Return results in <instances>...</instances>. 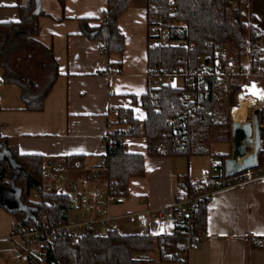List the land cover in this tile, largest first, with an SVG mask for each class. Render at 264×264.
Instances as JSON below:
<instances>
[{
    "label": "trees",
    "instance_id": "16d2710c",
    "mask_svg": "<svg viewBox=\"0 0 264 264\" xmlns=\"http://www.w3.org/2000/svg\"><path fill=\"white\" fill-rule=\"evenodd\" d=\"M59 1L64 6V0ZM146 1L149 28L156 16L162 17L169 29L170 40L186 38L194 44V48L175 45L149 48V74L155 69L174 73L180 66L186 84L183 87L166 84L155 88L148 77V92L141 97L146 118L141 121L135 118L131 109H121L118 123L126 125L128 129L110 131L109 136L104 138L107 150L102 158L108 167L106 179L117 180L127 195L131 179L144 177L146 166L144 154L127 150L126 137L145 138L147 152L151 157H185L188 160L200 155L231 157L222 149L230 139L229 122L226 120L228 101H216L210 89L209 97L201 101L202 105L195 111L197 117L194 119L189 113L185 114L183 98L196 86V79L190 75V70L209 55L228 54L230 60L240 59L246 49L249 32L244 0ZM16 7L19 20L0 22V64L3 79L5 83L21 87L26 110L42 111L59 76L53 51L37 39L41 29L40 18L46 13L40 7L39 0H17ZM128 7L129 0H108L106 21L95 27L89 26L86 19L81 22L85 34L99 40L105 53L124 52L125 36L119 26V18ZM258 21L252 12L250 30L253 41L256 40L259 29ZM179 23L186 26L183 33L177 30ZM27 50H40L46 64V77L41 90H31L28 76L21 74L12 64L14 55ZM115 69L121 73L122 63ZM239 90L240 85H236L235 95ZM235 95L231 98V107L235 106ZM262 117L264 119V114ZM174 127L181 131L180 135H175ZM3 145L9 151V156L3 153ZM162 145L166 146V150L160 153L159 147ZM85 158V155H71L54 164L66 165L73 170L77 168V161L84 166ZM48 164L49 160L44 155L20 154L9 138L0 132V206L8 210L16 221L27 223L37 219L41 223L57 225L64 217L66 198L44 190V173ZM252 169L264 173V147L260 151L258 165ZM242 173L243 171L231 176L222 174V178L225 183H234ZM183 178V190L189 197L197 199L192 207L191 229L195 240L202 242L207 232V205L212 195L202 197L204 190L195 188L188 175ZM33 191L37 192L38 200H33ZM186 239L187 232L179 227H175L170 234L159 236L122 234L120 231H114L107 237L88 235L76 244L68 239L56 238L47 245L43 260L46 264H153L155 259L150 255L157 252L161 263L181 264L178 254L186 251ZM253 245L259 243L253 241ZM143 252H148L149 256L145 257Z\"/></svg>",
    "mask_w": 264,
    "mask_h": 264
},
{
    "label": "crops",
    "instance_id": "0c3cea01",
    "mask_svg": "<svg viewBox=\"0 0 264 264\" xmlns=\"http://www.w3.org/2000/svg\"><path fill=\"white\" fill-rule=\"evenodd\" d=\"M39 2L46 15L40 18L37 39L53 51L59 76L44 110L29 111L21 87L5 83L2 73L0 132L20 154L44 155L49 160L48 166L71 155H85L84 167L89 168L103 160L107 132L128 129L118 123L121 109H131L141 121L146 118L141 97L149 89L147 1L129 0L128 9L119 18L125 36L121 54L105 53L99 40L85 34L81 25L85 19L91 27L104 21L108 0H64V6L59 0ZM16 5L17 0H0V22L19 20ZM256 16L257 26L264 29V15ZM32 51L28 54L30 74L26 75L32 89L37 91L45 81L46 64L40 50ZM32 56L38 57V61ZM119 63H122L120 74L111 78L100 74L115 69ZM37 71L44 78H34ZM125 145L129 152L145 155L146 174L131 179L132 199L110 206V213L120 217L119 231L135 234L126 232L131 223L125 216L150 210L152 235L172 233L175 229L172 214L160 219L157 211L172 207L175 196L184 189L181 179L184 174L196 181L194 170L190 166L188 173L182 172L178 160L181 157L149 156L145 138L126 137ZM87 174L81 170L70 176ZM14 221L15 217L0 206V264H23L22 244L11 237ZM253 241L259 245H253ZM263 243L264 176L213 192L207 205V232L201 245L190 253L189 264H264Z\"/></svg>",
    "mask_w": 264,
    "mask_h": 264
},
{
    "label": "built area",
    "instance_id": "2783aa9c",
    "mask_svg": "<svg viewBox=\"0 0 264 264\" xmlns=\"http://www.w3.org/2000/svg\"><path fill=\"white\" fill-rule=\"evenodd\" d=\"M243 5L247 13L249 32L247 34V46L240 59L230 60L228 54L209 55L203 57L190 70V75L196 79V86L183 98V106L185 114L189 113L194 119L197 117L195 111L200 109L201 101L209 97L210 89L216 101H228V106L233 94L235 95L236 85H240V93L247 90L245 92H248L247 94L252 87L256 86L264 96V87L260 85V81L264 80V29H258L256 40L253 41L250 30L252 2L251 0H244ZM104 21H106V17ZM185 28L183 23H179L177 30L179 33H183ZM168 35L169 29L163 18L156 16L149 28V48L169 47L171 45L180 48H194V44L190 43L188 39L170 40ZM100 74L111 78L120 73L116 69H108ZM148 77L151 80V85L155 88L166 84L174 85L177 78L181 79L182 84L175 86L183 87L186 84L184 76L181 75L180 66L175 69L174 73L155 69L151 71V74L148 73ZM113 93L111 90L110 95ZM239 97V94L235 95L236 99H240ZM173 132L176 136L181 134V131L176 127L173 128ZM108 136L109 132L104 138ZM165 150V145L159 147L160 153ZM226 152L228 155L231 154L230 151ZM226 159L219 157V161L215 159L212 161L214 176L193 182L195 188L204 190L202 197L234 185H245L264 176V173L248 169L243 171L236 182L225 183L222 174H225L224 163ZM76 165L77 168L73 170L62 164L49 165L45 169L44 190L66 198L67 208L59 224L41 223L37 219H32L27 223L16 220L13 222L11 237L19 240L22 244L21 259L23 264H46L43 260L46 255V247L56 238L68 239L72 244H76L88 235L107 237L114 231L120 230V217L110 213V206L124 203L132 197L124 194L123 188L117 180L108 181L106 179L108 167L104 159L89 168L81 166L78 161ZM81 170L87 171L88 174L76 178L70 176L73 171ZM196 203V198L189 197L186 191L182 190L175 196L171 208L157 211L160 219H165L168 214H172L174 226L187 232V239L184 244L186 251L178 254L182 260L181 264H189L190 253L202 243L195 240L196 237L192 234L191 229L193 225L192 207ZM125 218L129 223L137 225L142 236L152 235L150 228L152 211L130 213ZM142 254L145 257L149 256L148 252Z\"/></svg>",
    "mask_w": 264,
    "mask_h": 264
},
{
    "label": "rangeland",
    "instance_id": "374dc122",
    "mask_svg": "<svg viewBox=\"0 0 264 264\" xmlns=\"http://www.w3.org/2000/svg\"><path fill=\"white\" fill-rule=\"evenodd\" d=\"M252 2V12L253 14L255 15H259V14H262L264 15V0H251ZM33 52L32 50H27V51H21L19 53H17L16 55L13 56V62L15 64V67L17 68V70L19 72H21V74H27L29 75L30 74V69H29V64H30V60H29V57H28V54ZM27 53V54H26ZM32 59H34L36 62L38 61V57L36 56H32ZM1 64H0V75L2 76V73L3 71H1ZM40 71V70H38ZM36 72L34 74V78L37 77L38 80H40L41 78H44V74H40V72ZM43 73V72H41ZM182 84V81L181 79H176L174 81V85H181ZM1 85H4L3 84V81H2V84ZM44 83L40 85V90L42 89ZM260 85L264 87V80L263 81H260ZM256 87V86H254ZM31 90H33L31 88ZM34 91V90H33ZM247 91V90H246ZM245 91V92H246ZM41 92V91H40ZM244 91H242V93H240V90L239 92L236 94V95H240V99H236V103H235V106L234 107H231V105L228 106V114H227V117H226V120L229 122V128H230V136H229V141L227 144L223 145L222 146V149L226 150V151H230V156H232L233 154V148H234V144H233V138H232V122L234 121L233 120V116L235 115L234 113V109L236 108H244V115L245 116V122H249V121H252L253 119V113L255 110H258L259 111V118H260V121H261V125L263 126V134H262V139H261V144L262 146L264 147V119H262L263 117V111H264V97L263 96V93L262 91L259 90V98H250L251 95L245 93ZM261 93V94H260ZM251 101L250 102V105L249 106H243V104L241 103V101ZM232 109V112H230V110ZM231 113V115H230ZM243 123V124H244ZM254 149V147H249L248 148V152H252ZM213 159L219 161V157H213L211 155H200V156H193L190 160H188L187 158L185 157H181V158H178L179 160V163H180V169L182 170V172L184 173H188V169L189 167L191 166V168L194 170V173H193V176L196 178V181L197 180H202L204 178H207V177H210V176H214L215 173L213 172L212 170V161ZM184 175H187V174H184ZM183 180V183H184V178L182 177L181 178ZM32 198L33 200H38V194L36 191H33L32 192ZM126 231V230H125ZM139 231V228L135 225V224H130V227H129V230H127L126 232H129V233H138ZM151 258L152 259H155L154 263L153 264H178V263H175V262H171V263H161L158 259V253L157 252H153L151 253Z\"/></svg>",
    "mask_w": 264,
    "mask_h": 264
},
{
    "label": "water",
    "instance_id": "95a60500",
    "mask_svg": "<svg viewBox=\"0 0 264 264\" xmlns=\"http://www.w3.org/2000/svg\"><path fill=\"white\" fill-rule=\"evenodd\" d=\"M263 126L259 118V111L255 110L252 121L244 124L232 122L233 154L224 163L225 174L231 176L239 172L252 169L258 165L259 154L263 146L261 144ZM249 147H254L248 152ZM2 151L9 156V151L3 145ZM13 195V192L11 193Z\"/></svg>",
    "mask_w": 264,
    "mask_h": 264
},
{
    "label": "bare ground",
    "instance_id": "6f19581e",
    "mask_svg": "<svg viewBox=\"0 0 264 264\" xmlns=\"http://www.w3.org/2000/svg\"><path fill=\"white\" fill-rule=\"evenodd\" d=\"M27 54V53H26ZM259 89L258 87H252L250 89V92H249V95H251L250 98H253V97H259ZM261 94V93H260ZM250 102L249 100L247 101H241V103L243 104V106H249L250 105ZM235 114L236 116L233 117V120L238 122V123H241L243 124L245 122V117L243 116L244 115V108H236L235 110ZM117 143V142H116ZM179 145V144H178ZM110 180V179H109ZM54 221V220H53ZM59 224V223H58ZM80 243V242H79ZM175 261V260H174Z\"/></svg>",
    "mask_w": 264,
    "mask_h": 264
},
{
    "label": "snow or ice",
    "instance_id": "6c2138e0",
    "mask_svg": "<svg viewBox=\"0 0 264 264\" xmlns=\"http://www.w3.org/2000/svg\"><path fill=\"white\" fill-rule=\"evenodd\" d=\"M262 98H264V97H262Z\"/></svg>",
    "mask_w": 264,
    "mask_h": 264
}]
</instances>
